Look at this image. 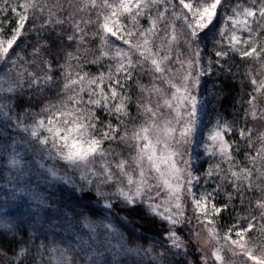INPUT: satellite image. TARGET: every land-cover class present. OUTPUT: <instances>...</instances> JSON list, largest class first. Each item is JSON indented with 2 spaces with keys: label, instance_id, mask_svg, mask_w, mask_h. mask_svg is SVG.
<instances>
[{
  "label": "snow or ice",
  "instance_id": "6c2138e0",
  "mask_svg": "<svg viewBox=\"0 0 264 264\" xmlns=\"http://www.w3.org/2000/svg\"><path fill=\"white\" fill-rule=\"evenodd\" d=\"M221 18L205 57L202 37ZM233 54L252 61V92L243 115L217 114L200 144L202 78L233 75ZM0 118L4 195L20 201L18 222L0 224L15 230L9 264H264V128L254 127L264 123V0H0ZM197 146L212 161L203 172ZM201 179L211 191H197ZM117 211L122 226L132 213L158 220L162 251L129 246ZM225 212L236 218L221 229Z\"/></svg>",
  "mask_w": 264,
  "mask_h": 264
},
{
  "label": "trees",
  "instance_id": "16d2710c",
  "mask_svg": "<svg viewBox=\"0 0 264 264\" xmlns=\"http://www.w3.org/2000/svg\"><path fill=\"white\" fill-rule=\"evenodd\" d=\"M242 2H246V0H242ZM141 23H144L146 25V21H142ZM222 23L221 20H218L216 22V26L211 28L209 31L206 32L204 37H202V49L204 50V56L207 57L209 54V49L212 48L213 40L215 38V34L217 30L219 29L220 25ZM246 35V34H245ZM22 44L25 42L22 41ZM31 43H35L34 40L31 41ZM204 45H207V48H204ZM31 49H29L30 51ZM225 63L228 65H231V71L233 75L229 76H220L219 78L216 77L215 74L207 76L202 78V87L200 91V95L202 98H205L207 100L206 103V119H208V122L210 123L212 120H214L219 114L224 119L228 121H234L238 120L239 116L243 115V108L240 105V101H247L249 98V93L252 92L253 86L251 85L248 78L245 77L244 72L245 68L248 64H251V60H242L238 55H231L229 58L225 60ZM92 73H98L101 69L97 66H91L89 69ZM145 82L147 80L145 79ZM216 85L215 88L212 86ZM210 93H212L210 95ZM49 93H45L47 96ZM138 95L134 91V99ZM30 99V95L28 92H25L21 99L17 101V103L21 107H28V101ZM247 105L245 104V107ZM20 109L18 108L17 111ZM133 113H135V107L132 109ZM2 119V118H0ZM250 123L252 121L250 120ZM254 127L259 130L261 128H264V123H261L259 121L254 123ZM11 132H15V130H9ZM0 133H3L5 136L8 135L7 132H4L3 128H0ZM236 137H230V139H235ZM26 160L31 164L32 161V153L26 154ZM241 159L243 158V153H241ZM208 164H204L202 167V170L207 168ZM8 165H7V157L0 153V203H2V207H0V224L3 223H17L19 219V214L16 211V204L20 203L19 199L13 201L8 199L4 193H6L9 188L6 185V181L8 178ZM34 176V174H33ZM35 177V176H34ZM32 177L29 178L30 181ZM214 185L211 181L205 183V188L208 191L212 190V187ZM60 187V185L52 186V190L46 188V186H43L42 189H46L47 192L55 193L54 199L60 200V199H70L67 195L62 196L61 192L57 189ZM224 193H220L218 195V200L223 201L224 200ZM254 199V197H253ZM81 204L87 205L91 208H99V205L95 204L94 200H81ZM235 203L238 205L239 200L237 199ZM82 210V209H81ZM239 211V209H237ZM116 220L113 221L115 223V226L121 231L124 232L126 236H131V240L129 241V246L135 247L137 245L141 246L142 248H147L149 246L156 247V251L160 252L162 249L160 248L158 241L161 240V225L160 222L157 220L155 223L151 221H145L140 218V216L136 215L135 213L129 214L127 216V219L123 221V226L121 223H116V221H119L121 217L125 216L126 214L123 212L117 211L115 214ZM223 219L220 221V227H224L223 229L227 228L230 224H232L236 218V212H225L222 214ZM94 219H97L99 217H93ZM109 219H112V216H109ZM15 232V230H13ZM13 232H9L7 229H4L0 227V233H3L6 238H0V248L5 250V255L2 259H0V264H9L10 261H12V253L14 250L18 251V246L16 244V241L13 240ZM253 234L260 235L258 231L254 232ZM32 235L30 231L27 232L26 235L21 237L20 233H16V240H20L21 238L27 240L28 237ZM64 236H67L68 233H63ZM43 241V238L35 239L32 244L31 248L33 252H35V246L41 244ZM180 257H176V259H179ZM44 259L47 262L48 260V254H44ZM141 258H138L137 260H130L126 261V259H121L124 261V264H138V261ZM144 259V264H146V258Z\"/></svg>",
  "mask_w": 264,
  "mask_h": 264
},
{
  "label": "rangeland",
  "instance_id": "374dc122",
  "mask_svg": "<svg viewBox=\"0 0 264 264\" xmlns=\"http://www.w3.org/2000/svg\"><path fill=\"white\" fill-rule=\"evenodd\" d=\"M142 22V21H141ZM202 120H203V127H202V132H201V136H200V144H203L205 141H204V136H203V133L207 132L208 130V127L210 126V123L208 122V119H206V114H203L202 113ZM193 162L195 164V167L199 170V172H203L202 170V167L203 165L206 163V164H209L210 161L208 157L204 156V153H203V148H201L200 146H197L196 148L193 149ZM35 176V175H34ZM32 176V179L33 182L35 181V177ZM200 185H201V188H198L197 191H201L202 189H205V180L204 179H201L200 180ZM43 186H46V188L52 190L51 188L52 187H48L47 185H44V184H41L40 187L43 188ZM95 201V200H94ZM96 204V202H95ZM97 205V204H96ZM189 210H190V206H189ZM224 227H221V229H223ZM255 236H258L256 234H253ZM206 236V233L201 231L200 233V238L203 239L204 237ZM61 246H65V245H61ZM190 251H193V250H190ZM193 258H196L195 256H193ZM109 259H111L109 257ZM120 259H126V261H130L131 259L132 260H137L138 258L137 257H121ZM226 259L230 260L231 259V256L228 255L226 257ZM236 264H246V258H239L237 261H236ZM247 264H251V262H247Z\"/></svg>",
  "mask_w": 264,
  "mask_h": 264
}]
</instances>
